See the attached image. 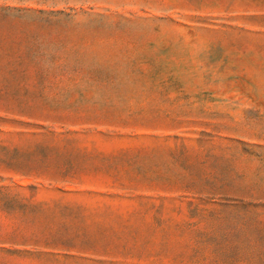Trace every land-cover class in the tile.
Wrapping results in <instances>:
<instances>
[{
  "label": "rangeland",
  "instance_id": "obj_1",
  "mask_svg": "<svg viewBox=\"0 0 264 264\" xmlns=\"http://www.w3.org/2000/svg\"><path fill=\"white\" fill-rule=\"evenodd\" d=\"M0 264H264V0H0Z\"/></svg>",
  "mask_w": 264,
  "mask_h": 264
}]
</instances>
